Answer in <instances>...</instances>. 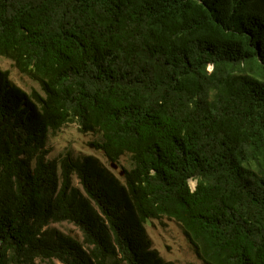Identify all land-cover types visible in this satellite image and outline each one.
I'll return each mask as SVG.
<instances>
[{"label":"trees","instance_id":"trees-1","mask_svg":"<svg viewBox=\"0 0 264 264\" xmlns=\"http://www.w3.org/2000/svg\"><path fill=\"white\" fill-rule=\"evenodd\" d=\"M0 56L41 87L0 67V264H175L164 216L202 264H264V0H0ZM69 123L123 178L48 158Z\"/></svg>","mask_w":264,"mask_h":264},{"label":"rangeland","instance_id":"rangeland-1","mask_svg":"<svg viewBox=\"0 0 264 264\" xmlns=\"http://www.w3.org/2000/svg\"><path fill=\"white\" fill-rule=\"evenodd\" d=\"M0 67L8 70L12 80L28 92L35 89L41 91L39 83L29 76L22 74L11 59L0 56ZM99 141L101 140L98 134L82 132L77 123H69L60 131L50 136L48 145L50 153L48 158L60 160L67 155L74 158L94 155L113 170L118 177L123 178L124 166L131 167L128 157L123 156L119 163L112 162L96 146V142ZM74 183L80 186L77 177H74ZM190 184L195 189L197 181L191 180ZM52 226L82 240V232L73 223H53ZM147 231L153 241V246L165 260L172 261L175 264H202L178 221L167 216L161 219H153L147 224ZM40 264L62 263L55 260L52 262H40Z\"/></svg>","mask_w":264,"mask_h":264}]
</instances>
